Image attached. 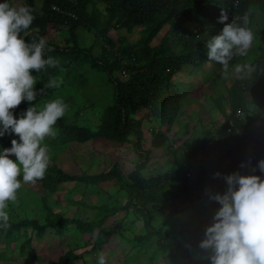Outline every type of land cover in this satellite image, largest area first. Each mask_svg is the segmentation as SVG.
<instances>
[{
	"label": "trees",
	"instance_id": "obj_1",
	"mask_svg": "<svg viewBox=\"0 0 264 264\" xmlns=\"http://www.w3.org/2000/svg\"><path fill=\"white\" fill-rule=\"evenodd\" d=\"M34 1L25 0L26 5L33 9L35 16L33 26L38 28V32L31 33L24 39L28 42H38L40 37L44 38L47 25L66 27L68 37L63 46L47 42L45 57L53 58L56 64L46 67L40 73H33V75L38 76L45 85L50 78L58 76L60 72L71 75L84 66L88 69L95 67L105 74L113 88V102L106 108L96 132L69 124L62 117L54 125L59 139L63 142L77 143L98 139L111 140L120 144L132 142L139 160L135 165L131 180L124 178L116 165L104 173L80 176L66 174L54 165L48 167L44 178L37 182L50 192L69 182L87 185L113 182L114 185L126 192V203L123 207L104 208L106 211L100 216L91 222H84L54 214L43 200L44 209L48 214L45 224L39 225L31 220L9 222L10 227L7 229L0 226V235L4 234L6 238H11L15 232L28 227L38 234H43L51 229L57 235H62L67 229L74 227L82 233L96 234L95 243L100 246L102 240L110 234L104 228L108 221L119 212L131 210L143 219L148 240L158 235L160 245H163L167 251L173 248L172 254L181 257L184 264H193L192 257L196 253L195 264H209L208 252L201 248L197 251L194 244L195 239H190L184 250H180L182 247L180 241L166 242L165 233L156 230L151 225L153 214L150 210L168 207L176 202L191 201L196 197L197 192L211 201L212 199L204 194L205 189L208 188L213 194L217 193L209 186L217 180L226 183L223 176L233 172L248 175V172L254 169L249 175L261 176L264 179V173L258 172L254 167V164L264 159V54H261L252 63L256 66V72L251 77L235 81L229 91L231 111L227 116L223 114L222 123L217 125L213 132H204L197 148L188 150L183 148L186 158H193L198 154L197 151L212 152L213 150L215 154L209 165L198 166L191 181L186 179L190 177L189 172H186L185 177L180 175L185 172L184 169L190 168L189 164L172 168L167 174L151 176L141 174L148 164L150 152L144 150L141 143L142 122L134 121L133 117L141 110L146 109L148 123L155 118L161 124L163 122L160 118L162 110L165 107L172 110L171 107L176 96L180 94L181 89L185 88L184 84L176 80L182 76L180 73L184 70V66H192L193 72L196 74L206 64L220 66L214 61H208L206 43L211 37L220 34L224 26L219 22L222 11L228 17L227 22L238 23L241 17H248L251 9L257 10L264 19V0H105L109 4L108 22L117 18L121 26L126 28L127 33H131L137 28H141L142 31L140 39L135 44L130 46L127 42H123L117 55L103 49L97 56L93 53L94 47L80 48L75 35L76 28L83 26V20H87L85 16L86 0H80L76 5L69 3L63 5V8L77 13V20L66 19L51 11L50 4L60 3L58 0H44L40 13L35 14ZM89 19L91 22H95L94 16ZM165 25H169V30L164 34L161 42L152 47L151 41ZM193 25L197 28L195 33H193V28H190ZM132 59H134L133 62ZM122 61L125 64H122ZM121 69H125L129 75L124 82L118 81L114 75ZM170 89H172V93H169ZM246 94L252 96L259 103V109L254 115L249 114ZM28 107L30 106L22 102L12 110L14 116L19 118ZM37 109L39 110V108ZM237 110L243 111L245 116L243 118L235 117ZM252 119L259 123V126L253 131L250 128ZM230 121L233 123L232 127L229 126ZM238 129L242 130L241 135L237 133ZM17 138L14 134H5L0 137V148L11 147V140ZM170 142L162 133H157L152 140L155 147ZM174 150L176 151V149ZM228 159L231 161L228 162ZM242 163L244 167H241ZM217 172L222 175L213 178V174ZM175 179L179 186L174 189L172 182ZM219 189H221V185ZM214 213L211 211L208 217L199 223L200 229L197 234L204 232L205 228L212 223ZM26 243L21 246L23 251L29 244ZM77 258L76 254L68 252L59 258L57 264H71Z\"/></svg>",
	"mask_w": 264,
	"mask_h": 264
},
{
	"label": "rangeland",
	"instance_id": "obj_2",
	"mask_svg": "<svg viewBox=\"0 0 264 264\" xmlns=\"http://www.w3.org/2000/svg\"><path fill=\"white\" fill-rule=\"evenodd\" d=\"M43 1H34V12L41 11ZM3 2L4 0H0V3ZM8 2L16 7L25 5V0H8ZM100 8L103 14L105 6L101 5ZM247 18V27L254 33V40L248 54L245 57L234 58L232 64H252L256 58L264 54V19L255 9L249 11ZM48 26L44 31L46 32L44 39L48 43H57L62 46L67 38L65 30ZM165 30L155 38L151 46L160 43ZM141 31L142 29L139 28L129 34L125 31H111L110 34L113 38L127 35L129 40L136 41L141 36ZM34 32H38V29L32 24L21 35L24 38ZM78 39L80 47H90L95 44L93 53L97 55L100 53L99 44L95 43L92 33L80 29ZM220 68L221 66L206 64L196 74L190 66H186L180 74L182 76L176 78L185 85V88L181 89L180 94L176 96L172 110L168 107L162 110L160 118L163 122L161 124L155 118L153 123H148L146 109L133 117L134 121L142 122L141 143L143 149L150 152L148 164L141 171L143 176L167 174L172 168L189 164L191 171L184 169L185 172L180 175L185 177L186 172H190V177L186 179L191 181L198 166H207L214 159L213 150L212 152L197 151L198 154L193 158H186L183 148L187 150L197 148L203 133L213 132L214 128L222 123L223 114L227 116L231 111L229 91L237 78L231 68L228 77H223ZM54 78L63 79L59 88H44V84L39 79L35 88H44V90L35 101H24V103L42 109L47 102L62 99L69 106L63 116L67 123L96 132L106 108L113 102L112 84L105 74L95 67L88 69L84 66L71 75L60 72ZM169 93H172V89ZM245 99L249 114L254 115L259 109L258 101L249 94L245 95ZM258 126L259 123L252 119L251 130H255ZM150 127L153 131H150ZM55 133L43 142V145L48 148L50 158L48 167L54 165L66 174L80 176L104 173L116 165L123 177L131 180L135 165L139 160L132 142L120 144L105 139L85 143L63 142L59 139L56 130ZM157 133H162L171 142L155 147L152 140ZM237 133L241 135L242 130L238 129ZM17 140L19 141V138ZM5 148L10 147H2L0 151ZM9 158L15 161L14 156ZM230 161L231 159H228V162ZM253 170H250L248 175ZM257 170L260 172L258 168ZM176 180L172 182L174 189L179 186ZM219 181L217 180L209 187L222 194L227 185ZM21 182L22 186L17 192V199L14 202H8L6 211L9 214V222L31 220L39 225L45 224L48 214L44 209L43 200L54 214L84 222H91L100 216L106 211L104 208L123 207L126 203V192L113 182L96 185L69 182L60 185L52 192L46 190L37 181L23 183L22 176ZM220 185L221 189H219ZM204 194L207 197L213 195L208 188L205 189ZM219 207L217 202L209 201L197 192L196 197L191 201L176 202L157 210L151 209L153 214L151 225L156 230L165 233L166 242L180 241L182 243L180 250L187 247L190 239H195L194 244L198 251L199 243L204 238V232L197 234L200 229L199 223L208 217L211 211L216 212ZM104 228L110 234L102 240L100 246L95 243L96 234L82 233L74 227L67 229L62 235H57L51 229L38 234L29 227L15 232L11 238H6L4 234H1L0 264H57L59 258L68 252H73L78 256L71 264H97V255L101 252L105 256L106 264H184L181 257L172 254L173 248L167 251L163 245H160L158 235L151 240L147 239L143 219L131 210L119 212L108 221ZM24 243L27 244V248L23 251L21 246ZM196 258L197 253L192 257L193 264L196 263Z\"/></svg>",
	"mask_w": 264,
	"mask_h": 264
},
{
	"label": "clouds",
	"instance_id": "obj_3",
	"mask_svg": "<svg viewBox=\"0 0 264 264\" xmlns=\"http://www.w3.org/2000/svg\"><path fill=\"white\" fill-rule=\"evenodd\" d=\"M58 1L60 3L50 4L51 11L66 19L77 20V13L63 8V5H76L80 0ZM86 3L87 20H83V26L75 30L78 45L80 29L93 34L100 52L105 49L115 55L123 42L131 46L140 39L141 36L136 41H131L127 35L113 38L111 31H127L117 18L108 22L109 4L105 0H86ZM101 5L105 6L103 14L100 12ZM92 16L95 22L90 21ZM34 19L33 9L26 2L19 7L10 5L8 0L0 3V137L14 134L19 138V141L11 140L10 148L0 151V226L5 229L10 227V218L6 211L8 202L17 199V192L22 186L21 176L23 183H35L44 178L50 158L48 148L43 142L47 137L56 134L54 125L69 107L62 99H54L39 110L35 105L28 107L19 118L13 114L12 110L22 102L35 101L44 88H59L63 83L62 78H50L44 88H35L39 78L33 73L55 66L56 61L45 57L47 41L43 37L38 42H28L22 37L21 33L30 28ZM227 21L228 17L222 11L219 22L224 26L220 34L211 37L206 43L208 61L218 63L221 66L220 73L225 78L228 77L230 68L237 79L251 77L256 72V66L251 63H231L236 57H245L252 46L254 33L247 27L248 18L241 17L240 23ZM54 28H63L68 37L66 27ZM190 28H193V33L197 31L194 25ZM164 29L163 37L169 30V25H165L161 32ZM155 38L150 45H153ZM65 41L66 39L63 45ZM122 64L125 62L122 61ZM114 75L120 82L126 81L129 76L125 69L115 72ZM149 123H153V120ZM150 131H153L152 127ZM10 156H14L15 161ZM254 165L264 173V159ZM241 167H244L243 163ZM221 175L219 172L214 173L213 178ZM223 179L227 185L226 190L222 194L215 193L209 197L220 207L214 213L212 223L205 228L199 247L208 252L209 264H264V179L238 172L224 175ZM97 264H106L102 252L97 255Z\"/></svg>",
	"mask_w": 264,
	"mask_h": 264
},
{
	"label": "built area",
	"instance_id": "obj_4",
	"mask_svg": "<svg viewBox=\"0 0 264 264\" xmlns=\"http://www.w3.org/2000/svg\"><path fill=\"white\" fill-rule=\"evenodd\" d=\"M244 112L241 111V110H237L236 113H235V117L237 118H243L244 117ZM233 123L232 121L229 122V126L232 127Z\"/></svg>",
	"mask_w": 264,
	"mask_h": 264
}]
</instances>
